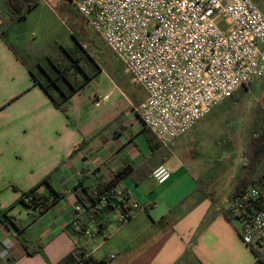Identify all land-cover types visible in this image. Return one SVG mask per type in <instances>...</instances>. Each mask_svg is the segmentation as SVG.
Masks as SVG:
<instances>
[{
    "label": "crops",
    "instance_id": "obj_1",
    "mask_svg": "<svg viewBox=\"0 0 264 264\" xmlns=\"http://www.w3.org/2000/svg\"><path fill=\"white\" fill-rule=\"evenodd\" d=\"M21 19L13 18L7 0H0V211L7 210L21 229L19 233L0 221V264H65L78 247L86 248L97 264H259L241 240V224L222 209L245 169L227 188L219 164H197L191 151L184 150L188 133L201 121L162 146L136 113L146 98L136 83L115 97L112 92H86L85 85L65 113L35 83V69L17 50L35 57L33 47L17 33L7 35ZM63 64L70 65V58ZM162 164L173 174L158 184L152 174ZM126 167L130 172L118 186L140 208L122 225L117 211L107 214L95 239L83 240L74 226L80 219L94 222L84 208L77 212L80 181L96 189ZM47 176L65 197L35 216L17 202ZM47 188L43 185L40 191ZM93 245H98L94 251Z\"/></svg>",
    "mask_w": 264,
    "mask_h": 264
},
{
    "label": "built area",
    "instance_id": "obj_2",
    "mask_svg": "<svg viewBox=\"0 0 264 264\" xmlns=\"http://www.w3.org/2000/svg\"><path fill=\"white\" fill-rule=\"evenodd\" d=\"M68 1L146 92L136 113L164 147L241 88L264 80V13L253 0ZM39 2L53 9L60 0ZM172 174L162 164L152 177L165 184ZM125 191L118 185L113 189L121 225L140 208ZM222 207L241 224L242 242L264 262V171L224 199ZM82 210L80 204L77 212ZM99 231L93 223L80 236L92 240Z\"/></svg>",
    "mask_w": 264,
    "mask_h": 264
},
{
    "label": "rangeland",
    "instance_id": "obj_3",
    "mask_svg": "<svg viewBox=\"0 0 264 264\" xmlns=\"http://www.w3.org/2000/svg\"><path fill=\"white\" fill-rule=\"evenodd\" d=\"M253 1L259 4L264 13V0ZM16 33L21 40L33 47L35 57L25 54L23 49L17 50L36 72L43 74V69L51 72L52 63L69 62L65 50H74L77 57L83 58L81 65L86 66L89 57L94 62L95 76L86 84V92H98L102 96L112 92L111 97H115V92H129L135 88V83L120 62L68 0H60L53 9L40 2L28 11L25 18L13 25L7 35L11 37ZM15 41L12 39L11 43L15 45ZM86 68L90 71L89 67ZM262 124L264 125V80H259L249 86V89H240L233 98L216 106L188 133L184 150L191 151L189 154L194 155L195 160H192L197 164H219L220 170L226 172L223 177L226 187L230 188L242 169L244 152L252 134ZM176 159V156L173 157L172 163L176 164ZM262 171L264 161L258 174Z\"/></svg>",
    "mask_w": 264,
    "mask_h": 264
},
{
    "label": "trees",
    "instance_id": "obj_4",
    "mask_svg": "<svg viewBox=\"0 0 264 264\" xmlns=\"http://www.w3.org/2000/svg\"><path fill=\"white\" fill-rule=\"evenodd\" d=\"M11 11H13V18H24L31 8L39 3V0H7ZM70 58L71 64L52 63L53 70L51 72L43 69L42 73H36L31 70V74L35 80V83L41 85V87L47 92L53 103L67 113L69 103L72 97L78 93L88 82H90L95 76V66L93 59L88 58L89 63L84 66L81 65L82 57L78 56L74 50H65ZM86 67L90 68L87 69ZM94 68V69H93ZM82 75V78L79 75ZM244 89V88H241ZM249 89V87H245ZM235 96V95H234ZM233 96V97H234ZM264 125H260L256 128L252 134V138L244 152V161L242 167L245 169L240 184L237 187V191L250 185L254 178L258 175V169L264 161V135H256ZM130 167L124 168L122 171L115 174L111 181L106 183H97L96 189H92L89 186L83 185V180L80 181L79 186H82L80 191L76 192V196L91 217L92 222L99 225L100 230H103L102 219L109 213L116 211V205L118 204V198L113 192V189L128 175ZM52 176H47L41 183L30 190L23 193L17 203H22L35 211V216L45 214L51 210L61 199L65 197L63 191L56 190L51 183ZM43 185H47L48 188L45 192L40 191ZM126 197L129 199L127 192ZM103 198L106 202L103 204ZM130 200V199H129ZM224 214L231 218L227 212ZM0 221L7 224L11 229L21 232L19 226L14 222L12 217L8 215L6 211H0ZM89 223L80 219L77 225L74 226L76 234L80 235L88 227ZM100 232V231H99ZM98 232V233H99ZM29 254L33 255L34 250H28ZM88 252L86 248L78 247L70 255H68L63 263L65 264H97L96 260L92 256H87ZM259 264H264L263 261H259Z\"/></svg>",
    "mask_w": 264,
    "mask_h": 264
}]
</instances>
